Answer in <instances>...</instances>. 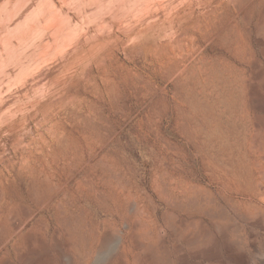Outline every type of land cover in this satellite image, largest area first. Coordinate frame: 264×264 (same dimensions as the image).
<instances>
[{"label": "rangeland", "instance_id": "1", "mask_svg": "<svg viewBox=\"0 0 264 264\" xmlns=\"http://www.w3.org/2000/svg\"><path fill=\"white\" fill-rule=\"evenodd\" d=\"M234 2L187 83L140 70L0 120V264H264V0Z\"/></svg>", "mask_w": 264, "mask_h": 264}, {"label": "bare ground", "instance_id": "2", "mask_svg": "<svg viewBox=\"0 0 264 264\" xmlns=\"http://www.w3.org/2000/svg\"><path fill=\"white\" fill-rule=\"evenodd\" d=\"M234 1L0 0V120L24 100L42 104L54 88L62 100L83 102L88 88L131 87L140 70L187 83L201 39L212 38ZM155 31L160 41L137 46ZM55 105L43 103L41 114L51 116Z\"/></svg>", "mask_w": 264, "mask_h": 264}]
</instances>
